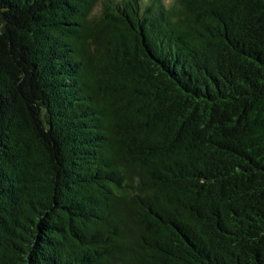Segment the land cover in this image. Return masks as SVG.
<instances>
[{
  "label": "trees",
  "instance_id": "obj_1",
  "mask_svg": "<svg viewBox=\"0 0 264 264\" xmlns=\"http://www.w3.org/2000/svg\"><path fill=\"white\" fill-rule=\"evenodd\" d=\"M0 264H264V0H0Z\"/></svg>",
  "mask_w": 264,
  "mask_h": 264
},
{
  "label": "rangeland",
  "instance_id": "obj_2",
  "mask_svg": "<svg viewBox=\"0 0 264 264\" xmlns=\"http://www.w3.org/2000/svg\"><path fill=\"white\" fill-rule=\"evenodd\" d=\"M167 2H170L171 0H166Z\"/></svg>",
  "mask_w": 264,
  "mask_h": 264
}]
</instances>
